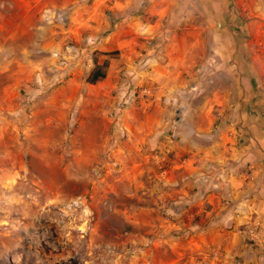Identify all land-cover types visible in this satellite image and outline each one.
Segmentation results:
<instances>
[{"label": "rangeland", "instance_id": "1", "mask_svg": "<svg viewBox=\"0 0 264 264\" xmlns=\"http://www.w3.org/2000/svg\"><path fill=\"white\" fill-rule=\"evenodd\" d=\"M261 7L264 0H228L211 24L236 31L225 54L255 58L263 82L264 46L248 38L256 22L264 30ZM63 9L46 11L64 21L47 22L43 12L42 24L64 26ZM82 37L30 58L31 69L0 61V264H209L192 238L204 212L168 178L169 152L147 134L146 94L101 86L108 66L104 79L87 83L110 58ZM246 232L244 243L264 253L256 230Z\"/></svg>", "mask_w": 264, "mask_h": 264}, {"label": "crops", "instance_id": "2", "mask_svg": "<svg viewBox=\"0 0 264 264\" xmlns=\"http://www.w3.org/2000/svg\"><path fill=\"white\" fill-rule=\"evenodd\" d=\"M8 1L0 61L31 69L30 58L59 53L66 40L80 45L87 33L89 49L110 58L101 86L146 94L144 133L169 152L172 184L204 212L195 247L209 264H264L263 251L244 243L251 229L264 243V80L255 58L225 54L236 31L211 24L228 0ZM62 8L64 26L42 24L43 12ZM254 27L250 44L264 46L262 25Z\"/></svg>", "mask_w": 264, "mask_h": 264}, {"label": "trees", "instance_id": "3", "mask_svg": "<svg viewBox=\"0 0 264 264\" xmlns=\"http://www.w3.org/2000/svg\"><path fill=\"white\" fill-rule=\"evenodd\" d=\"M108 63L107 61H104L101 65H95L94 69L90 72L87 83L89 84H95L98 81L105 78V69L107 68Z\"/></svg>", "mask_w": 264, "mask_h": 264}, {"label": "built area", "instance_id": "4", "mask_svg": "<svg viewBox=\"0 0 264 264\" xmlns=\"http://www.w3.org/2000/svg\"><path fill=\"white\" fill-rule=\"evenodd\" d=\"M43 19L47 22H62L63 14L59 11H46L43 13Z\"/></svg>", "mask_w": 264, "mask_h": 264}]
</instances>
